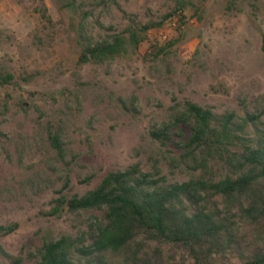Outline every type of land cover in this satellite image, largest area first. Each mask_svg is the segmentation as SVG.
Instances as JSON below:
<instances>
[{"label": "rangeland", "instance_id": "1", "mask_svg": "<svg viewBox=\"0 0 264 264\" xmlns=\"http://www.w3.org/2000/svg\"><path fill=\"white\" fill-rule=\"evenodd\" d=\"M129 29L141 36L136 47ZM261 35L264 0H0V80L11 79L0 87V226H18L0 237V264H38L42 245L60 238L91 245L102 212H70L57 200L84 195L109 173L137 166L166 186L231 175L217 156L202 162L187 154L189 128L174 122L189 102L236 122L259 116L244 137L264 139ZM114 37L123 44L119 56L80 60L84 45ZM153 48L165 52L155 56ZM164 127L170 140L161 144L150 133ZM187 207L225 227L208 264L264 254V219L247 215L243 198L202 194ZM73 258L197 264L182 245L140 239L126 254L104 253L101 263Z\"/></svg>", "mask_w": 264, "mask_h": 264}, {"label": "trees", "instance_id": "2", "mask_svg": "<svg viewBox=\"0 0 264 264\" xmlns=\"http://www.w3.org/2000/svg\"><path fill=\"white\" fill-rule=\"evenodd\" d=\"M183 20V17H177L179 24H183ZM156 27L160 24L145 27L139 33L145 34ZM127 33L129 42L136 47L141 40L140 34L132 29ZM260 42L264 56V35H261ZM122 47V41L116 37L111 42L90 43L84 45L80 60L102 63L119 56ZM165 49L152 50L155 56H159ZM10 80L9 76L0 80V87ZM174 123L189 128L184 145L187 154L199 153L202 162L217 156L231 175L216 182L201 176L186 183L166 186L161 179H150L152 177L142 173L137 166L109 173L84 195L57 200L60 207L70 212H102V218L93 228L92 244L81 246L78 241L67 238L45 242L38 251V264H81L76 263L73 256L101 263L104 253L126 254L138 239L157 245H182L197 264H208L212 249L225 227L216 216L188 209L187 204L197 206L202 194L220 196L225 200L243 198L247 204L245 213L264 219V139L260 136L250 140L244 137L247 128H255L259 123V116L246 115L236 122L233 114L215 116L209 110L186 102ZM150 137L163 144L170 140V132L164 127L161 131H152ZM49 140L60 154L59 137L51 135ZM228 147L238 151L230 152ZM201 169L206 166L201 165ZM17 228L15 223L0 226V237L13 234ZM242 264H264V254L254 255Z\"/></svg>", "mask_w": 264, "mask_h": 264}]
</instances>
